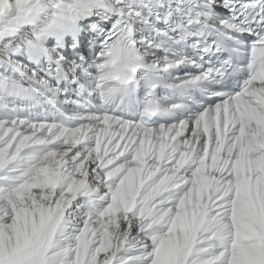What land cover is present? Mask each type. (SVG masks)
<instances>
[{"label": "snow or ice", "instance_id": "obj_1", "mask_svg": "<svg viewBox=\"0 0 264 264\" xmlns=\"http://www.w3.org/2000/svg\"><path fill=\"white\" fill-rule=\"evenodd\" d=\"M0 264H264V0H0Z\"/></svg>", "mask_w": 264, "mask_h": 264}]
</instances>
